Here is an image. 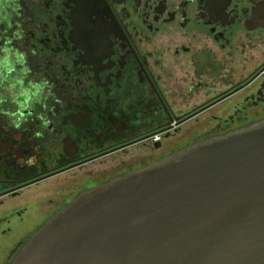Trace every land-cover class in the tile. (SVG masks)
Wrapping results in <instances>:
<instances>
[{
    "label": "flooded vegetation",
    "instance_id": "1",
    "mask_svg": "<svg viewBox=\"0 0 264 264\" xmlns=\"http://www.w3.org/2000/svg\"><path fill=\"white\" fill-rule=\"evenodd\" d=\"M7 33L0 264L80 195L264 121V0H0Z\"/></svg>",
    "mask_w": 264,
    "mask_h": 264
},
{
    "label": "water",
    "instance_id": "2",
    "mask_svg": "<svg viewBox=\"0 0 264 264\" xmlns=\"http://www.w3.org/2000/svg\"><path fill=\"white\" fill-rule=\"evenodd\" d=\"M11 264H264V121L80 195Z\"/></svg>",
    "mask_w": 264,
    "mask_h": 264
},
{
    "label": "rangeland",
    "instance_id": "3",
    "mask_svg": "<svg viewBox=\"0 0 264 264\" xmlns=\"http://www.w3.org/2000/svg\"><path fill=\"white\" fill-rule=\"evenodd\" d=\"M12 37V34H9L8 35V33L5 35H3L2 37H1V39H2V41L0 42V48H4L3 50L4 51H6L5 50V47H6V45H5V40L6 39H9V38H11ZM2 44V45H1ZM8 52V50L5 52V54H3V56H5L6 55V53ZM8 84H9V81H8V83L6 82V79H3V80H1V82H0V95H4V94H11L8 90H6V88L5 87H7L8 86ZM1 85H3V86H5L4 87V89H2L1 88ZM60 182V180L57 178V179H52V180H49V181H46V182H44L43 184H41V186H40V190L41 189H43V190H45V191H49V190H51V194H52V191H54V187H55V185H57L58 183ZM32 193H33V191H30V190H28L27 192H26V196H30V195H32ZM34 213H35V210H34ZM35 215L36 214H34V218H35Z\"/></svg>",
    "mask_w": 264,
    "mask_h": 264
}]
</instances>
